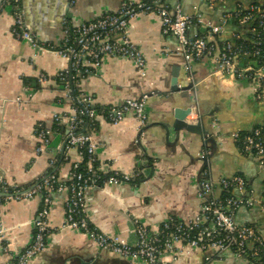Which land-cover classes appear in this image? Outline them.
I'll return each instance as SVG.
<instances>
[{"label": "crops", "instance_id": "1", "mask_svg": "<svg viewBox=\"0 0 264 264\" xmlns=\"http://www.w3.org/2000/svg\"><path fill=\"white\" fill-rule=\"evenodd\" d=\"M126 1L139 0H20L16 9L24 27L42 44L60 47L64 42V18L77 26L106 12H117ZM247 2L227 0L213 9L208 0H171L170 5L179 6L184 14H201L219 25L224 15ZM14 24V8L0 0V187L31 186L53 169L58 182L67 184L73 166L82 161L77 148H66L67 129L58 130L54 122L56 114L71 110L70 104L64 102L63 87L57 78L69 64L53 51L35 49L26 40L18 39L12 32ZM127 31L146 61V75H141L133 61L106 55L96 74L80 81L79 89L101 109L145 94L150 96L146 104L148 122L142 135L134 113L127 114L118 124L110 123L100 113L93 133L97 166L102 174H133L139 170L143 181L105 183L85 194L91 224L107 236L134 245L136 220L156 235L169 218L188 223L198 216L204 150L210 151L212 181L243 176L254 190V197L263 196L264 168L252 157L241 154L233 134L248 133L263 124L264 102L257 99V84L218 73L212 57L189 64L177 51V39L163 33L156 14L138 16ZM201 31L195 28L189 36ZM247 34L245 27L229 19L222 35L209 38L219 44H237ZM238 63L240 67L256 64L247 57H241ZM41 74L48 77L46 82L39 81ZM262 90L264 93V86ZM186 108L192 109L186 122L200 125L201 133L175 130L176 111ZM40 129L51 132V144L38 154ZM53 160L58 162L56 168L51 167ZM221 194L217 187L215 195ZM234 195L242 197L239 192ZM67 199V190L55 194L47 246L29 264H146L101 250L84 232L66 227ZM41 206V195L26 201L0 202V264H11L32 242ZM234 218L239 224L257 228L264 237L261 206H243ZM159 264L250 263L232 250L204 251L177 243L161 254Z\"/></svg>", "mask_w": 264, "mask_h": 264}, {"label": "built area", "instance_id": "2", "mask_svg": "<svg viewBox=\"0 0 264 264\" xmlns=\"http://www.w3.org/2000/svg\"><path fill=\"white\" fill-rule=\"evenodd\" d=\"M170 1H126L117 12H106L94 21L77 26H72L64 18V42L60 47L42 44L37 36L24 27L20 13L15 12L12 32L18 39L26 40L35 49L53 51L68 61V67L62 70L57 78L63 87L64 102L70 104L71 110L66 114H56L54 122L56 128L67 129L66 148H77L82 161L73 166L71 180L67 184L59 183L56 174L52 173L30 189L20 190L17 186L1 185L0 202L13 199L26 201L37 195H41L42 198V206L34 223L33 240L11 264H29L44 252L50 232L49 214L54 196L64 190L68 191L65 226L84 232L101 250L110 251L124 258L141 260L146 264H159L161 254L180 243L204 251L232 250L250 264H264V237L257 228L239 224L234 218L235 213L243 206L259 205L264 211V194L258 199L254 197V190L243 176L222 178L218 182L212 181L208 150H204L201 154L205 165L200 180L199 197L202 200L200 212L191 222L184 223L169 218L163 222L160 232L154 235L136 220L137 242L131 245L121 238L110 237L100 232L91 224L87 216L85 194L89 189L105 183L130 184L142 175V171L139 170L133 174H102L97 166L93 133L96 130V118L100 113H103L112 124H118L127 114L134 113L142 135L148 122L146 104L150 96L145 94L127 100L121 105L101 109L93 105L91 96L79 89L80 81L96 74L106 55L127 58L135 63L142 76L146 75V61L127 31L130 22L138 16L144 14L159 16L163 33L173 35L177 39V51L189 64L205 57H212L217 63L218 73L257 84L259 87L257 99L264 102L262 90L264 63L249 64L246 67H240L238 63L241 57L264 60V0H247V4L239 6L235 12L224 15L219 25L213 24L201 14H184L179 6L171 7ZM226 1L208 0V6L213 9L218 3ZM14 2L18 5L20 0ZM6 4L14 8L11 1L7 0ZM229 19H235L239 25L245 27L248 31L247 36L241 38L238 35L240 38L237 44L229 41L219 44L210 40V35L219 36L225 32ZM195 28H200L202 31L190 37L189 33ZM186 69L191 75V66L188 65ZM47 80L45 74L39 76L40 82ZM189 96H194L190 90ZM37 138L41 141L36 150L40 154L51 144V132L40 129ZM233 138L241 154L252 156L258 166L264 168V122L244 135L239 132L234 133ZM57 165L56 160L51 161V167L56 168ZM217 187L222 192L220 197L215 195ZM234 192H239L242 197L237 198Z\"/></svg>", "mask_w": 264, "mask_h": 264}, {"label": "water", "instance_id": "3", "mask_svg": "<svg viewBox=\"0 0 264 264\" xmlns=\"http://www.w3.org/2000/svg\"><path fill=\"white\" fill-rule=\"evenodd\" d=\"M177 76V74H175ZM192 114L191 108L178 109L175 114L176 124L174 126L175 130H187L190 132L201 133L200 125H192L186 122V119ZM252 157V156H251Z\"/></svg>", "mask_w": 264, "mask_h": 264}, {"label": "trees", "instance_id": "4", "mask_svg": "<svg viewBox=\"0 0 264 264\" xmlns=\"http://www.w3.org/2000/svg\"><path fill=\"white\" fill-rule=\"evenodd\" d=\"M8 1H11V3L13 4V6H14V10H15V12L17 11V4H15V2H14V0H8ZM6 3H7V0H6ZM255 62H256V64H254V65H261V64H263L264 63V60L263 59H259V60H254ZM58 130H61V128L60 129H58ZM242 135H244L245 133H241ZM98 164V163H97ZM52 173H54V174H56L57 175V173H56V171H54V169L53 170H51V172L48 174V175H50V174H52ZM143 179H144V175L142 174L141 176H140V178H138V179H136L133 183H140L141 181H143ZM43 179H41V180H39V181H37V182H35L33 185H31V186H22V187H18L20 190H24V189H30V188H32L35 184H37V183H39V182H41ZM12 190V189H11ZM226 194H223V196H225Z\"/></svg>", "mask_w": 264, "mask_h": 264}]
</instances>
